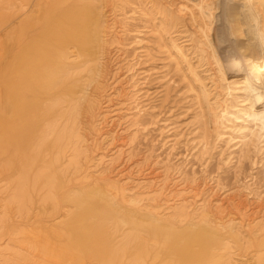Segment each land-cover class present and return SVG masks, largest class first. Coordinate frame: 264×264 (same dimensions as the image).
Instances as JSON below:
<instances>
[{
	"label": "bare ground",
	"instance_id": "6f19581e",
	"mask_svg": "<svg viewBox=\"0 0 264 264\" xmlns=\"http://www.w3.org/2000/svg\"><path fill=\"white\" fill-rule=\"evenodd\" d=\"M140 1L139 5H131L130 12L122 9L113 13L112 10H107L103 0H79L74 5L63 6L64 8L54 6L53 18L46 23L44 36L46 40L59 41L60 52L55 55V59L35 62V71H38L36 76L38 74L39 77L42 73L39 74L40 67L43 68L46 64L48 66V63L53 65L51 74L43 73L45 75L37 80V86L12 87L10 98H13L15 105L11 109L7 108V113L0 114V150L5 145L13 148L14 156L26 158L36 150L32 146L36 140L43 141L46 146L60 145L71 150L63 171H73L82 188L87 189V192L91 190L93 194L66 189L67 178L61 173L55 175L62 191L70 192L69 196L76 208L68 215L65 223L71 236L69 239H72L65 252L69 258L93 254L99 264H123L125 257L132 251L139 255L148 253V246L141 242L138 234L122 233L112 244L103 243L105 230L98 223H115L114 234L118 235L122 229L135 225L124 217L120 218L121 213H127V216L140 215L144 218L148 234L151 233L155 240H162L179 263L198 264L202 260H208L211 264H236L238 256L235 249L244 240L241 230H245L248 235H260L264 238V190L251 191L250 185L244 183L237 187L239 194L247 193L243 195L246 202L254 201L247 210L245 201L237 202L240 198L236 195L237 191L232 195V191L223 186L219 179L208 177L207 168L212 160V152L222 148L218 146L220 143L225 146V149L219 150L221 160L229 151L228 156L223 158L228 167L234 162L240 164L242 157L250 155L251 149H258L260 144L262 145L258 151L263 153L264 142L261 139L264 137V122L258 123L255 117L264 116V97L254 94L256 86L248 75L229 77L227 74L222 55L212 41L215 14L221 4L218 3L219 0ZM249 1L252 2L251 21L256 29H249L248 33L250 35L255 32L254 38L260 51L258 58L251 56L252 63H247L252 70L253 62L264 58V0ZM148 5L150 11L151 8H160L169 13L175 19L174 24L180 22L184 28V23L191 24L195 35H191L190 43L194 36H198L196 46L202 58L211 60V64L215 66L213 103L210 99L213 92L205 93L208 109L214 115L221 109L223 116H234L236 121L231 126H223L225 131L221 129V132L216 133L214 145L205 122L206 128L201 132H194L198 135L191 140L192 147L188 148V154L182 157L175 156L178 137L164 141V157L155 156L150 151L140 157L131 151L134 149L133 140L127 141L128 133L141 125L138 120L147 113L146 106L140 102L142 87H138L139 81L136 79L137 62H134V57L131 59L127 55L129 51L135 54L139 52L144 42L141 36L145 30L130 31L128 27L141 16L147 15L145 11L148 9L144 8ZM20 11L24 12L20 15L21 18L25 14L23 6L17 9V12ZM20 29L24 30V27ZM230 29L231 36L236 40L246 37L239 24H232ZM127 35L134 36L131 44L122 41ZM70 47H75L78 53L76 50L75 53L70 52ZM94 49L100 50L98 57L95 56ZM181 50L183 49L180 48L179 51ZM41 51V54L45 53L44 49ZM82 56L88 60L79 62ZM229 58L232 67H239V59L232 55ZM93 63L95 65L92 68ZM240 70L239 67L238 71ZM84 71L88 74L87 79L82 75ZM43 82L49 83L48 87H43ZM61 91L71 95L75 102L70 118L64 119L63 115H58L56 105L43 107L42 96L56 95ZM240 114L247 116L246 119L242 120ZM54 115H57L54 122L46 126V121ZM131 121L133 125L127 126ZM8 124V127H4ZM50 137H53V142L49 141ZM181 160L182 163L177 164ZM192 161L202 167L200 179L196 174L191 178L186 175V162L191 164ZM196 168L195 164L191 165L193 171ZM210 183L214 186L211 187ZM54 185L51 186L52 189L55 188ZM129 187H134L135 191ZM19 196L25 197L23 190ZM162 202L167 207L172 203L176 213L166 215ZM35 217L38 219L39 216ZM89 219L95 222H89ZM9 222L10 219L4 213L0 218V231ZM35 223L26 221L21 225L24 227L20 232L25 237L23 240L27 243L31 241V248L32 240L47 243L58 230L57 225L38 227ZM137 228L133 226L132 230L136 231ZM21 250L28 251L25 247L14 254L0 251V264H37L32 254L26 256ZM140 262L141 257L135 258L132 264ZM258 264H264V260H260Z\"/></svg>",
	"mask_w": 264,
	"mask_h": 264
},
{
	"label": "rangeland",
	"instance_id": "374dc122",
	"mask_svg": "<svg viewBox=\"0 0 264 264\" xmlns=\"http://www.w3.org/2000/svg\"><path fill=\"white\" fill-rule=\"evenodd\" d=\"M78 1L0 0V114L7 113L9 111H7V108L11 109L15 105L14 101L12 102L13 98H10V95L13 93L11 91L13 90L12 87H34L37 86V80L41 79V75L43 76L47 72L49 75L51 74L53 65L50 63H48V66L46 64L43 68L40 67L42 70L39 72V74L42 72L40 77L38 74L36 76L38 71H35V62L43 63L47 62L45 61L46 59H55L61 49L59 41L52 42V40L48 39V41L45 39V25L49 19L51 21L53 18V12L56 7L58 8L59 5L60 7H68L76 4ZM103 1H105L107 10L110 12L112 10V13L122 9L130 12L131 5H139L142 2L140 0ZM218 3L221 4H219L220 6H218L215 14L212 41H214L215 47L218 48L219 54L222 55V61L225 64L227 74L229 77L237 74L248 75L253 85L257 87V89L256 87L254 89V94L264 97V58L253 62L254 68L252 70L248 68L249 61L250 64L253 61L251 56L257 57L260 55L259 44H257L258 42L254 38L255 32L250 35L248 33L249 29H253L254 31L256 29L255 24L251 21L250 9L252 2L249 0H219ZM21 6L24 8L25 14L20 18V15L24 12H17V9ZM144 10H146L145 13L147 15L141 16L134 23L129 24L128 27L130 31L137 29L145 30L141 36L144 39L143 45L138 50V53L135 54L133 51H129L127 55L131 59L134 57V62H137L135 74L137 81H139L138 87H142L140 102L143 106H146L147 113L143 118L138 120L141 125L138 128L137 126L134 129L132 128L130 133H128L127 141L133 140L134 149L131 151L140 157H143L148 151L150 153L154 152L155 156L162 155L164 157V141L168 138L174 139L178 137L176 139L178 148L175 156H186L192 147L190 144L191 140L198 135L194 134V132L203 131L206 128L204 127L205 122L208 124L213 142L218 131L221 132V129L225 131L223 126H231L233 125L231 123L235 124L236 121L233 118L234 116L224 115V117L221 109L217 110L218 112L215 115L208 109L205 93L213 92L210 98L213 100L215 94L213 91L215 66L211 64V60L202 58L196 46L198 36H194L193 42L190 43L191 35H195L191 24L189 22L184 23L186 28L180 22L174 24L173 21L175 19L169 13L163 12L160 8H151L150 11V5L144 8ZM34 12L36 14L33 15ZM31 16H33L32 19H30ZM234 23L242 27L243 36L246 37L236 40L231 36L230 28ZM21 27H24V30L20 29ZM13 28L15 29L13 30ZM122 41L126 44H131L134 41V36L127 35L123 37ZM41 46L44 47L41 48ZM57 46L60 47L57 48ZM48 48L52 49L49 50ZM180 48L183 50L179 51ZM43 49L45 53L41 54L43 52L41 50ZM75 50L78 53L75 47H70V52L75 53ZM94 51L95 56L98 57L100 50L94 49ZM230 55L237 60L239 59L240 71H238L239 67L234 68L230 65ZM48 56L50 58H47ZM87 60V57L82 56L79 62L83 63ZM94 65L95 63L91 67L93 68ZM86 73L84 71L82 75L88 77ZM48 85L49 83L45 82L43 87H48ZM41 99L43 107L56 105L58 115H63L64 119L71 117V110L75 107V102L71 95L61 91L57 92L56 95H44ZM8 100H10L11 105ZM211 102L213 103L214 100ZM202 115H204V118H202ZM240 115L242 116V120H245L247 117L244 114ZM56 116L50 117L45 125H51ZM9 124L4 127H8ZM131 125H133L132 121L127 126ZM49 141L53 142V137H50ZM261 141L264 142V137ZM212 145H214V142ZM261 145H259V148ZM32 146L36 147V150L30 152L26 158L14 156L13 148L10 149V147H5V145L0 150V218L6 213L10 219L6 227L0 231V251L14 254L20 252L21 247H25L28 251L21 250V253H24L26 256L32 254L37 264H99L93 254H80L76 258L70 257V259L65 253L72 242V239H69L71 236L65 223L68 221V215L73 213L76 208L69 196L70 192L67 191V193L66 190L62 191L63 188L55 178V175L61 173L65 179L70 180L69 182L66 179L68 184L66 189L70 188L69 190L72 189L79 193L93 194L91 190L87 192V189L82 188L73 171H63L67 165L71 150L66 146L60 145L57 147L46 146L43 141L40 142L39 140L34 141ZM218 146L225 149V146L221 143ZM259 148L256 150L252 148L250 155H245L246 158L245 156L242 157L240 164L234 162L229 167L223 162L225 157L228 156L229 151L224 154V159L222 158L221 160V156L219 155V150L221 149L217 148L215 152H212V160L209 162L207 168L208 177L219 179L223 186L232 191V195H235V190L237 191L240 185L243 186V183L250 185L251 191L264 190V151L263 153L258 151ZM237 156L238 154H236V158H238ZM179 163L181 164L182 160L178 161L177 164ZM188 163L186 162V168L184 169L186 175L191 178L196 174L197 178L200 179L202 177L201 165L196 164L194 161L191 164ZM192 164H195L197 167L195 171L191 169ZM52 183L53 185L56 184L53 189ZM210 184L212 185V183ZM210 184L209 186H211ZM129 189H134V187H129ZM21 190L25 193V197L23 198L19 196ZM206 192H208V189ZM236 193L240 197L237 202H244V196L247 193H240L242 197L238 191ZM128 196L131 197L129 193ZM206 197L207 195L204 198ZM252 201L244 202L245 209H249L248 207ZM161 204L162 208L166 209V215L172 216L176 213L172 203L168 207L163 202ZM5 210L6 212H4ZM125 214L121 213L120 218L124 217L130 223L134 222L135 225H131L138 227V230L134 231L132 230L133 226H128L122 229L118 235H115V223H108L106 221H101L103 223L99 221L100 223H98L102 228L104 226V236H106L104 237L105 240L103 239L104 244L106 242L107 244H112L113 240L119 235L127 233L138 234L141 236V242L148 246L150 252L148 251L144 255H139L132 251L125 257L123 264H132V261L139 257H141L140 264H182L181 262L179 263V260L169 251L162 240H155L151 233L148 234L149 230L144 222V218L140 215L127 216V213ZM36 215L39 216L38 219L35 217ZM26 221L36 222L35 225L38 224V227H41V225H57L58 230H56V235L52 236L47 243H41L38 239L32 240L31 248V245H29L31 241L25 242L23 240L25 237L20 233L24 229L21 225ZM91 221L95 222L93 219H89V222ZM241 231L244 240L242 244L236 246L237 250L235 249V252L238 256L236 264H244V262L245 264H258L260 260H264V238L260 235H248L245 230ZM199 263L211 264L208 260H202Z\"/></svg>",
	"mask_w": 264,
	"mask_h": 264
},
{
	"label": "clouds",
	"instance_id": "9594fccd",
	"mask_svg": "<svg viewBox=\"0 0 264 264\" xmlns=\"http://www.w3.org/2000/svg\"><path fill=\"white\" fill-rule=\"evenodd\" d=\"M255 119H257L258 123L264 122V116H257V117H255Z\"/></svg>",
	"mask_w": 264,
	"mask_h": 264
}]
</instances>
